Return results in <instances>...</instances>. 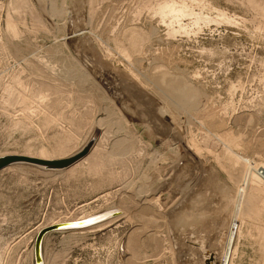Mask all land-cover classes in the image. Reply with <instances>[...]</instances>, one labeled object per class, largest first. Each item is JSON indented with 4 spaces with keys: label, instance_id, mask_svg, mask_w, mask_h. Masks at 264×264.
Listing matches in <instances>:
<instances>
[{
    "label": "rangeland",
    "instance_id": "1",
    "mask_svg": "<svg viewBox=\"0 0 264 264\" xmlns=\"http://www.w3.org/2000/svg\"><path fill=\"white\" fill-rule=\"evenodd\" d=\"M96 126L0 170V264H264V0H0V156Z\"/></svg>",
    "mask_w": 264,
    "mask_h": 264
},
{
    "label": "water",
    "instance_id": "2",
    "mask_svg": "<svg viewBox=\"0 0 264 264\" xmlns=\"http://www.w3.org/2000/svg\"><path fill=\"white\" fill-rule=\"evenodd\" d=\"M98 135V130L88 139V141L75 153L56 159H45V158H38L28 155L22 154H5L0 156V170L3 168L15 164V163H24L33 166H39L45 170H63L66 168L71 167L73 164L77 163L85 156H87L90 151L92 150L94 144L96 143ZM118 211H111L110 214L103 215L102 217H98L96 219L86 218L77 221H68L62 223H55L48 226L43 227L40 229L35 237L33 250H34V262L35 264H43V257H42V242L44 236L48 232L58 231V230H70V229H78L84 228L92 225L98 224L100 221L111 217L117 216Z\"/></svg>",
    "mask_w": 264,
    "mask_h": 264
},
{
    "label": "bare ground",
    "instance_id": "3",
    "mask_svg": "<svg viewBox=\"0 0 264 264\" xmlns=\"http://www.w3.org/2000/svg\"><path fill=\"white\" fill-rule=\"evenodd\" d=\"M183 7V6H182ZM157 12L158 13H160V14H170V13H173V12H181V10H180V7H179V9H177L176 7H174L173 5H168V3L166 4L165 3V5H159V7H158V10H157ZM183 12H185V11H183ZM176 14V13H175ZM166 15V16H167ZM172 15H174V14H171V15H169L170 17L172 16ZM178 16V15H177ZM7 26L8 27H10V26H12V23H11V20H9L8 19V21H7ZM8 29V28H7ZM100 129H102V127L101 126H96V129L94 130V132L93 133H95V131L96 130H100ZM91 137V136H90ZM95 145L96 144H94V146H93V148L95 147ZM188 146V145H187ZM93 148H92V150H93ZM188 148H190V147H188ZM80 148H78L77 150H75L74 152H72L71 154H73V153H75L76 151H78ZM91 150V151H92ZM70 154V155H71ZM90 154V153H89ZM67 156H69V155H67ZM88 156V155H87ZM87 156H85L83 159H81L80 161H78L77 163H75V164H73L71 167H73V166H75V165H77V164H79L81 161H84L85 159H86V157ZM66 157V156H65ZM38 158H41V157H38ZM60 158H62V157H60ZM45 159H49V158H45ZM54 159H56V158H54ZM15 164H17V163H15ZM18 164H24V163H18ZM11 165H13V164H11ZM11 165H9V166H11ZM9 166H7V167H9ZM7 167H5V168H7ZM36 167H39V166H36ZM70 167V168H71ZM5 168H3V169H5ZM39 168H41V167H39ZM2 169V170H3ZM69 169V168H68ZM58 171H61V170H58ZM147 199H145L144 200V197L143 198H140V202L139 203H141L142 204V202H145ZM138 203V204H139ZM137 204V205H138ZM119 212H121V211H119ZM111 213V211H105V212H103V213H100V214H94V215H91V216H88V217H86V218H92L93 220L94 219H96V218H98V217H102L103 215H107V214H110ZM119 215V214H118ZM117 215V216H118ZM86 218H84V219H86ZM75 221H77V220H75ZM66 222H68V221H66ZM58 223H60V222H58ZM62 223V222H61ZM53 224H55V223H53ZM102 227V226H101ZM101 227H99V228H101ZM42 257H43V254H42Z\"/></svg>",
    "mask_w": 264,
    "mask_h": 264
},
{
    "label": "built area",
    "instance_id": "4",
    "mask_svg": "<svg viewBox=\"0 0 264 264\" xmlns=\"http://www.w3.org/2000/svg\"><path fill=\"white\" fill-rule=\"evenodd\" d=\"M251 165L255 168V170L257 171V173L264 178V168L257 167L255 165V163H253Z\"/></svg>",
    "mask_w": 264,
    "mask_h": 264
}]
</instances>
